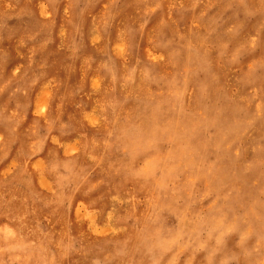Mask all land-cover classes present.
Here are the masks:
<instances>
[{
  "label": "rangeland",
  "instance_id": "374dc122",
  "mask_svg": "<svg viewBox=\"0 0 264 264\" xmlns=\"http://www.w3.org/2000/svg\"><path fill=\"white\" fill-rule=\"evenodd\" d=\"M0 264H264V0H0Z\"/></svg>",
  "mask_w": 264,
  "mask_h": 264
}]
</instances>
